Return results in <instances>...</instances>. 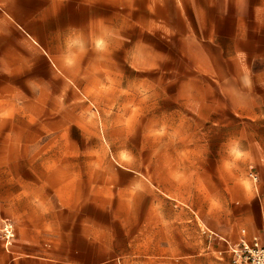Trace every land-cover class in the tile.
Listing matches in <instances>:
<instances>
[{"label":"rangeland","instance_id":"1","mask_svg":"<svg viewBox=\"0 0 264 264\" xmlns=\"http://www.w3.org/2000/svg\"><path fill=\"white\" fill-rule=\"evenodd\" d=\"M209 2L103 0L93 44L51 65L38 101L6 104L0 264H246L264 227V72L191 36Z\"/></svg>","mask_w":264,"mask_h":264},{"label":"crops","instance_id":"2","mask_svg":"<svg viewBox=\"0 0 264 264\" xmlns=\"http://www.w3.org/2000/svg\"><path fill=\"white\" fill-rule=\"evenodd\" d=\"M209 5L191 36L204 38L228 65H262L264 72V0ZM103 16V0H0V119L7 103L38 101L31 87L46 86L51 65H64L80 46L93 44ZM15 258V264L37 263L31 253Z\"/></svg>","mask_w":264,"mask_h":264},{"label":"built area","instance_id":"3","mask_svg":"<svg viewBox=\"0 0 264 264\" xmlns=\"http://www.w3.org/2000/svg\"><path fill=\"white\" fill-rule=\"evenodd\" d=\"M5 234L7 238L14 235L9 223L5 225ZM244 244L243 252L246 264H264V227L262 235L255 236L250 243L244 241Z\"/></svg>","mask_w":264,"mask_h":264},{"label":"bare ground","instance_id":"4","mask_svg":"<svg viewBox=\"0 0 264 264\" xmlns=\"http://www.w3.org/2000/svg\"><path fill=\"white\" fill-rule=\"evenodd\" d=\"M7 225H8V223H7Z\"/></svg>","mask_w":264,"mask_h":264}]
</instances>
